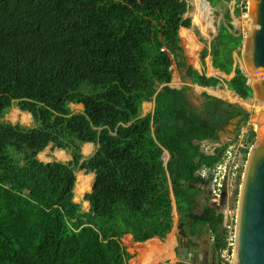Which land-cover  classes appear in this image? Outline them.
Instances as JSON below:
<instances>
[{
	"label": "trees",
	"instance_id": "obj_1",
	"mask_svg": "<svg viewBox=\"0 0 264 264\" xmlns=\"http://www.w3.org/2000/svg\"><path fill=\"white\" fill-rule=\"evenodd\" d=\"M190 9L189 0H0V264H127L123 236L166 239L174 200L179 243L196 245L192 238L209 232L216 264H229L223 214L199 173L225 147L208 155L200 144L219 142L233 120L239 126L251 114L207 92L193 107L188 86L169 85L172 58L199 86L226 84L243 99L253 90L234 66L244 36L230 9L200 60L205 66L211 55V69L236 75L186 64L180 30L193 28ZM152 101L154 112L143 115ZM14 104L37 125L3 123ZM71 104L84 109L74 113ZM86 143L98 145L88 158ZM50 145L71 160H41ZM76 170L95 174L88 211L75 201Z\"/></svg>",
	"mask_w": 264,
	"mask_h": 264
},
{
	"label": "water",
	"instance_id": "obj_2",
	"mask_svg": "<svg viewBox=\"0 0 264 264\" xmlns=\"http://www.w3.org/2000/svg\"><path fill=\"white\" fill-rule=\"evenodd\" d=\"M249 5L248 30L243 40L245 65L240 69L253 90V95L244 100L256 98L250 120L257 131L241 178L231 264H264V0H250ZM233 71L229 79L236 75ZM249 72L253 76L251 83ZM169 85L173 87L172 82ZM169 158L165 150L164 162Z\"/></svg>",
	"mask_w": 264,
	"mask_h": 264
},
{
	"label": "rangeland",
	"instance_id": "obj_3",
	"mask_svg": "<svg viewBox=\"0 0 264 264\" xmlns=\"http://www.w3.org/2000/svg\"><path fill=\"white\" fill-rule=\"evenodd\" d=\"M206 1L208 3L209 9L211 11L210 12V16H211V21H212V24H213V28H211L209 30V32L204 33V32H202L201 28L194 22V19H193L192 15H193V12L195 10V6L193 4V0H189V4L191 6V9L187 13L186 16L190 17L193 20V28H191L190 30L189 29L184 30V33H186L187 38H189L192 41L198 43L200 48H199V50L197 52L196 61L195 62L190 61L188 56H187V54H186V49H185L186 48V41L184 39V36L181 35V37L183 38V43H184L183 47L185 45V47H184V50H185V61H186L187 65H191L193 67H197L201 71H203V69H204L209 76L220 75V77H222L224 79H229V77H231L232 75L229 76V75L219 74V72H216L214 69L210 68L211 66H210V63L208 62V58L211 55H208L207 58H206V66H204V67L202 66L201 61H200V54H201L200 50L202 48V44L204 45V47L206 45L208 47V49L210 48L211 42L216 37V35L218 33V30H219V27H220V24L223 21L226 9H230L231 10L232 16H233L232 24L234 25L235 30L237 32L241 33L243 36H245L247 34L249 21L248 20H244L242 17H240V15L239 16H235L234 15L235 7H234L233 2L231 0L230 1L218 0L215 5H212V1L213 0H206ZM198 32H199V35L197 34ZM200 37H203L204 40H205V42L202 43V44L200 42H198ZM234 56H235L236 65H238L239 67L245 65V62H244V59H243V45L240 47V49L238 51H235ZM172 70H173L174 76L179 79V84L180 85L183 84V83H188L189 84V85H184V86H188V90H187L188 91V93H187V97L188 98L187 99L189 100V102H191V104L195 108L201 109L202 105H203L204 97L202 95V92H201L200 88H198L197 86H194L190 82V79L188 78V76L186 74L187 67L186 66H178L176 64L174 58H172ZM174 82H178V81L174 80ZM174 82L172 81L173 85H175ZM251 82H253V80H250V83ZM210 89H216L217 91H224V92H226V91L232 92V91H230L228 89L226 84H223V85L220 84L216 88H209V91H210ZM210 93H211V95H215L213 91H210ZM219 97L220 96H218V98ZM220 98L223 99V100H226V101H228L230 103H233L234 105H236L238 107L243 108L244 110H246L248 113L251 114L250 119L253 118L254 111H255V106H256V98L255 97L251 101L252 102V108L251 109H249L241 101H233V100H230V99H226L224 97H220ZM245 101H248V100H245ZM13 110L21 111L16 106V104H14L12 106V108L5 114L3 119L1 118L3 123H6V124H11L12 123L13 125H21L23 127H28V128H33V127H35L37 125V123L33 121L32 116H30L31 119H29L28 121L22 120V119L17 120V121L13 120V118L11 117V114H12ZM79 110H83V108L80 109V108L74 107L73 111H79ZM151 110H152L151 103H144L143 104L142 114H147V113L151 112ZM21 112H23V111H21ZM23 113H25V112H23ZM26 113H28V112H26ZM28 114H30V113H28ZM237 122H238V118L233 120L231 122V124L226 127L225 131H223L221 133V138H223V141H225L226 139L231 137V134H233L236 131ZM15 123H17V124H15ZM60 151H62V149H60V148L48 147L43 152L40 153L39 157H40L41 160L46 161V162L57 160V161L62 162V163H67L71 159L70 158L71 157L70 154L66 150L63 149V151H64V152L62 151L63 155L60 156L59 155ZM245 163H246V161L244 162V164L242 165L240 171L238 172L236 185L233 188V190L231 191L230 202H231L232 205H234L235 203L236 204L238 203L239 189H240V184H241L240 176L243 175ZM76 172L78 173L79 171L76 170ZM82 172H84V171H82ZM76 185H77V182H76ZM206 192L209 194L208 186H206ZM85 194L83 196H81L80 198L75 199V201L82 203L83 211H88L89 210V205H87V203L84 202ZM75 195H76V187H75ZM204 201H205L204 199H200V202H199L198 207H197L198 211H200L202 209V207L204 205ZM208 202L211 203L210 196H209V201ZM222 258L224 260V256Z\"/></svg>",
	"mask_w": 264,
	"mask_h": 264
},
{
	"label": "built area",
	"instance_id": "obj_4",
	"mask_svg": "<svg viewBox=\"0 0 264 264\" xmlns=\"http://www.w3.org/2000/svg\"><path fill=\"white\" fill-rule=\"evenodd\" d=\"M235 9L244 20L249 21L250 0H231ZM256 129L249 119L237 126L236 131L225 141L219 142L203 141L200 144L201 151L213 155L217 147L224 146L225 151L220 161L212 168L204 167L199 173L202 178L209 181L210 201L223 214L224 228L226 231L227 248L222 250L224 262L231 264L232 249L235 239V225L237 217V204L230 202L231 191L236 185L237 175L246 161L248 152L253 145L256 136ZM187 264H196L189 262Z\"/></svg>",
	"mask_w": 264,
	"mask_h": 264
},
{
	"label": "crops",
	"instance_id": "obj_5",
	"mask_svg": "<svg viewBox=\"0 0 264 264\" xmlns=\"http://www.w3.org/2000/svg\"><path fill=\"white\" fill-rule=\"evenodd\" d=\"M183 30H186V28H181L180 35H182L181 33ZM198 42H200L201 44L203 43L200 41V39ZM183 44L184 43H183V38H182V46H183ZM184 47H185V45H184ZM205 47H206V45H205ZM205 47L202 44V48L200 51L202 52V50ZM184 54H185V50H184ZM210 59H211L210 60L211 65H213L211 56H210ZM201 64H202V62H201ZM202 66H203V64H202ZM195 68H197V67H195ZM212 68L214 69L213 66H212ZM198 70L201 71L200 69H198ZM214 70L216 71L217 69H214ZM203 71H201V72H203ZM216 72H219V74L226 75L225 73H222L219 70H217ZM213 76H220V75H213ZM173 77H174V74H173ZM174 80L178 81L179 79L173 78L172 81L174 82ZM190 82L192 83L191 79H190ZM174 83H175V85L172 84V86L174 88H178V89H181L184 85H189L188 83H183L180 85L179 81L174 82ZM193 85L200 88L202 93L207 92V93L211 94L209 91V88L202 87V86H199L197 84H193ZM187 93H188V91H187ZM187 93H186V96H187ZM145 103H151V106H152L151 113H153L155 110V107H156L155 101L145 102ZM70 106H71L72 110H74V107L84 109L82 104H71ZM82 111L83 110L73 111V112L77 113V112H82ZM143 115H145V114H143ZM236 126H237V124H236ZM221 140H223V138H221ZM97 146L98 145H96L94 143L84 144L82 146V153H83L84 158H87L89 155L91 156L92 154H94V152L97 149ZM49 147H52V145H50ZM85 147H88L90 153L85 154V152H84ZM70 158H72V157H70ZM82 171H84V170H82ZM82 171H79L78 173H80ZM78 173L76 172V178H78ZM82 173L92 177V179H93L92 185H93V181L95 179V174L94 173H86L85 171ZM91 190H92V188H91ZM84 202H86V201H84ZM86 203H88V205H90L89 202H86ZM172 215H173V229H172L171 233L167 236V238L164 240L160 239L159 237H154V238L149 239L146 242L141 243V242H136L134 240L132 234L128 233V234H125L123 236V238H122L123 245H124L126 251L131 255V258L128 260L127 264H179V263L187 264L189 262H193L196 264H216L217 256H216V252H215L214 246H213V244H214L213 236L209 232H205L199 238H196V237L192 238L194 241L197 242L196 245L189 244L188 240L185 241V244L184 243L180 244L179 240H178V237L180 234V229H179L180 216L177 212L175 200L173 201V214ZM186 243H188V245H186ZM146 244H148V245H146Z\"/></svg>",
	"mask_w": 264,
	"mask_h": 264
},
{
	"label": "bare ground",
	"instance_id": "obj_6",
	"mask_svg": "<svg viewBox=\"0 0 264 264\" xmlns=\"http://www.w3.org/2000/svg\"><path fill=\"white\" fill-rule=\"evenodd\" d=\"M193 4L195 6V10L193 12V19L194 22L201 28L202 32L207 33L211 28H213V24L211 21L210 16V9L208 6V3L206 0H193ZM184 36V39L186 41V53L190 61L195 62L197 59V52L200 48L199 44L192 41L191 39L187 38L186 33H184V30L181 33ZM196 64V63H195ZM214 71V70H213ZM217 71V70H216ZM234 74V73H233ZM232 74V75H233ZM224 75V74H223ZM249 79L253 80V76L251 72L248 73ZM174 79H178L174 76ZM179 81V80H178ZM210 91H213L215 95L224 97L226 99H230L233 101H241L243 104H245L249 109L252 108V100L245 101L244 99L240 98L236 93H232L229 91H217L216 89H210ZM11 117L13 120H26L28 121L30 118V114L23 113L19 110H13ZM85 154L90 153L88 147H85L84 149ZM59 155L62 156L63 152L60 151ZM92 177L85 175L84 173L80 172L78 173L77 178V185H76V195L75 199L80 198L83 196L86 192L91 191L92 188ZM88 205V203H87ZM148 245V244H146ZM144 247V246H143ZM150 247V246H149Z\"/></svg>",
	"mask_w": 264,
	"mask_h": 264
}]
</instances>
